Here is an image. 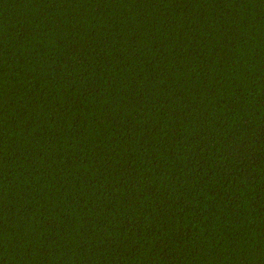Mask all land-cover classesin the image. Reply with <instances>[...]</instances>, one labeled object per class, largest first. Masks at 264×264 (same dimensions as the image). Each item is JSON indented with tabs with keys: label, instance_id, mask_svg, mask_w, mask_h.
I'll list each match as a JSON object with an SVG mask.
<instances>
[{
	"label": "trees",
	"instance_id": "1",
	"mask_svg": "<svg viewBox=\"0 0 264 264\" xmlns=\"http://www.w3.org/2000/svg\"><path fill=\"white\" fill-rule=\"evenodd\" d=\"M0 264H264V0H0Z\"/></svg>",
	"mask_w": 264,
	"mask_h": 264
}]
</instances>
